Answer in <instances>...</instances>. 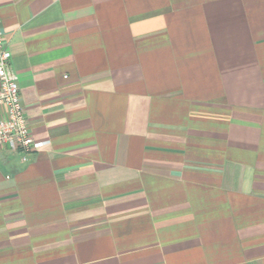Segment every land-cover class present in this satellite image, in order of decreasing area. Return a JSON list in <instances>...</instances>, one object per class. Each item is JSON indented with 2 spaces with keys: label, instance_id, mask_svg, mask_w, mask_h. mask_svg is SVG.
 <instances>
[{
  "label": "crops",
  "instance_id": "1",
  "mask_svg": "<svg viewBox=\"0 0 264 264\" xmlns=\"http://www.w3.org/2000/svg\"><path fill=\"white\" fill-rule=\"evenodd\" d=\"M0 28L46 141L0 149V264H264V0H0Z\"/></svg>",
  "mask_w": 264,
  "mask_h": 264
},
{
  "label": "built area",
  "instance_id": "2",
  "mask_svg": "<svg viewBox=\"0 0 264 264\" xmlns=\"http://www.w3.org/2000/svg\"><path fill=\"white\" fill-rule=\"evenodd\" d=\"M12 51L0 28V105L4 113L0 118V149L31 151L46 141L35 139L22 103L19 77L10 66Z\"/></svg>",
  "mask_w": 264,
  "mask_h": 264
}]
</instances>
